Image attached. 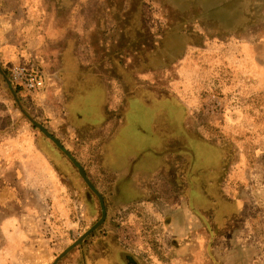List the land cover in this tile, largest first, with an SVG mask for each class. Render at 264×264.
Listing matches in <instances>:
<instances>
[{
    "label": "rangeland",
    "instance_id": "rangeland-1",
    "mask_svg": "<svg viewBox=\"0 0 264 264\" xmlns=\"http://www.w3.org/2000/svg\"><path fill=\"white\" fill-rule=\"evenodd\" d=\"M29 6L0 0V264H264V0L60 3L63 95Z\"/></svg>",
    "mask_w": 264,
    "mask_h": 264
},
{
    "label": "crops",
    "instance_id": "crops-1",
    "mask_svg": "<svg viewBox=\"0 0 264 264\" xmlns=\"http://www.w3.org/2000/svg\"><path fill=\"white\" fill-rule=\"evenodd\" d=\"M67 0H27V5L30 4L29 6V11L26 13V17L28 19V16L30 18H32V22H33V26L31 27V31L30 29H28L27 32H29V34L32 35H36V34H40V39H36L35 38V42L33 44L34 49L39 47L40 45H42V60L39 62L36 59H34L35 63L38 64L39 66H41L42 68H46L49 71L50 74V78H51V86L55 87L56 84V88L57 89H53L55 91V94H59V95H63L64 92V88L61 87L59 80L62 79V68H65V66L67 65V63H62L60 62L59 64H57L54 68L51 67L50 64V51L51 50H57L63 49V46L61 45V42L63 40H66L67 37H69V34L72 33H77V32H81L77 35H81L84 33H87L88 29H86L85 31H82L81 25L78 26H69V24H64L61 23L59 20L58 25H56L54 23V20L57 18L58 13L55 11V6L59 5L60 3H64ZM10 16L9 18L12 20L14 19L12 14H15L14 12L12 13V9H10ZM43 15V18L41 19V16ZM7 17L6 12L5 15H1V18ZM18 17H16L17 19ZM1 22V21H0ZM15 23L18 24V22L15 20ZM18 26V25H17ZM16 26V27H17ZM92 28V27H91ZM91 28H89L91 30ZM20 31V28L16 30V32ZM84 32V33H82ZM91 34V31L90 33ZM40 42V45H38V43ZM73 44L71 47L67 46L65 49H72L77 47V45L75 46V42L76 39H73ZM77 44V43H76ZM17 48L14 51L11 50H6L11 51L13 54L16 52ZM33 51V50H31ZM34 55V53L30 52V56ZM47 57L48 59L46 61H44V58ZM75 58V57H74ZM19 60V59H17ZM34 63V64H35Z\"/></svg>",
    "mask_w": 264,
    "mask_h": 264
},
{
    "label": "built area",
    "instance_id": "built-area-1",
    "mask_svg": "<svg viewBox=\"0 0 264 264\" xmlns=\"http://www.w3.org/2000/svg\"><path fill=\"white\" fill-rule=\"evenodd\" d=\"M14 82L24 88L26 93L34 94L45 87V78L42 71L26 66H15L12 71Z\"/></svg>",
    "mask_w": 264,
    "mask_h": 264
},
{
    "label": "trees",
    "instance_id": "trees-1",
    "mask_svg": "<svg viewBox=\"0 0 264 264\" xmlns=\"http://www.w3.org/2000/svg\"><path fill=\"white\" fill-rule=\"evenodd\" d=\"M133 111H134V112L137 111V112H135V113H138V114H139V112H141V111L139 110V108H137L136 110L133 109ZM129 112H130V111H129ZM129 112H128V113H129ZM136 128H137V127H136ZM134 129H135V125L132 124V126H130L127 130H125V132H126L127 135H129V134H130V131H131V130H134ZM139 130H141V129H138V128H137V131H138V132H139ZM135 131H136V129H135ZM142 132H143V131H142Z\"/></svg>",
    "mask_w": 264,
    "mask_h": 264
}]
</instances>
